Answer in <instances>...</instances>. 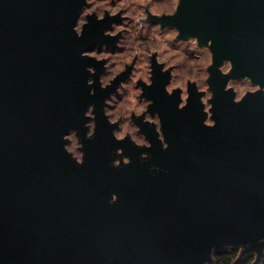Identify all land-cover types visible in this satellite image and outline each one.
Here are the masks:
<instances>
[{
  "label": "water",
  "instance_id": "95a60500",
  "mask_svg": "<svg viewBox=\"0 0 264 264\" xmlns=\"http://www.w3.org/2000/svg\"><path fill=\"white\" fill-rule=\"evenodd\" d=\"M82 6L0 0V264H203L213 246L264 247V93L234 104L224 91L244 76L264 87V0H181L174 17L157 20L201 46L211 40L214 58L216 126H203L192 85L184 119L162 115L166 151L156 133L147 134L151 149L113 139L103 101L116 85L101 90L97 76L90 95L94 61L81 58L103 30L87 25L81 39L72 31ZM225 59L230 77L217 70ZM90 104L96 132L87 140ZM72 129L82 166L63 151ZM117 148L131 164L111 167Z\"/></svg>",
  "mask_w": 264,
  "mask_h": 264
},
{
  "label": "clouds",
  "instance_id": "9594fccd",
  "mask_svg": "<svg viewBox=\"0 0 264 264\" xmlns=\"http://www.w3.org/2000/svg\"><path fill=\"white\" fill-rule=\"evenodd\" d=\"M180 2L181 0H83V6L72 28L76 38H83L90 17L94 16L98 23L106 18L113 21L110 27L104 30L103 36L115 40V50H110L107 44H103L99 48L81 52L82 59L102 64L103 72L98 77L100 89L107 90L120 76L129 73L125 80L120 81L115 92L110 93L103 101V115L112 127L111 135L117 143L129 139L137 148L151 149V142L134 122V119L142 118L144 124L154 126L162 150L169 148L159 113L153 114L149 111L154 102L147 99L144 89L138 86L140 83L146 87L153 85L155 68H159L161 74H167L169 77L164 87L169 97L179 91L180 102L177 110L187 107L190 99L189 87L194 85L200 95V104L206 117L203 126H216L212 111L214 105L210 103L214 99V93L208 83L211 76L208 69L214 64L210 50L212 41L209 40L207 46H201L196 36L181 39L178 28L151 22L152 19L174 17ZM117 17L120 22H116ZM233 67L231 60L225 59L217 70L221 75L230 77ZM86 71L90 76H96L94 67L88 66ZM96 82L92 78L86 82L90 95L96 94L95 88L92 87ZM224 91H231L232 102L239 104L248 94L264 93V87L244 76L229 78ZM84 118L88 121L84 124L87 129L85 139L91 140L96 132L94 104L88 106ZM62 144L63 151L76 165L82 166L85 159L82 150L84 145L77 130L72 129L64 134ZM115 155L121 159L113 160L111 167L119 168L122 164H131L130 157L123 155V149L117 148ZM140 159H150L149 153L141 152ZM150 171L159 172L163 169L153 166ZM117 199L118 196L113 193L109 203L114 204ZM257 244L264 245V237L258 239ZM219 257H229L230 264H264V247L257 251L250 242L238 245L229 243L224 245L223 252L220 253L213 246L203 264H219Z\"/></svg>",
  "mask_w": 264,
  "mask_h": 264
},
{
  "label": "flooded vegetation",
  "instance_id": "af4514ba",
  "mask_svg": "<svg viewBox=\"0 0 264 264\" xmlns=\"http://www.w3.org/2000/svg\"><path fill=\"white\" fill-rule=\"evenodd\" d=\"M89 20H90L89 25L91 26V28H93V30H95L96 32H99V33L101 32V30H103L102 31V33H103L104 30L109 28L110 24L113 22V21H111V20L106 18L105 21L98 23L94 16L90 17ZM116 22H120L119 21V17L116 18ZM151 22L152 23H160L156 19H152ZM96 37H99L102 40L99 41L98 43H93L92 46L90 47V50H92L93 48H99L103 44H107L109 46L110 50H115V47H114L115 40L109 39V38H107L105 36H96ZM180 38L181 39H187V38H182V37H180ZM91 66L96 69V76L95 77H97V76L99 77V75L103 72L102 64H97L94 61ZM154 67H155V65H154ZM208 71H209V69H208ZM129 72H130V69H129ZM128 74L129 73L126 72L122 76H120L119 78L121 80H125L127 78ZM95 77H91V78L95 80ZM168 79H169V77H168L167 74H161L160 71H159V68H155L154 77H153V80H154L153 85L151 87H146L142 83H140L138 86H140V87H142L144 89V96L147 99H151L154 102L150 106L149 111L152 112L153 114L159 113V115L161 117V120H162V115L166 116V117H168L170 119H175V120L179 116H181V118L184 119V117H185V109L184 110H177V105L180 102L179 101V91L175 92L173 94V96H171V97H169L166 94V92L164 91V87L168 83ZM120 81L119 82L115 81L111 85V88L116 85L115 86V89H116V87L119 85ZM191 86L192 85H190V87ZM190 87H189V90H190ZM115 89L113 91H111L110 93H114ZM174 110H176V111H174ZM177 111H180L182 114L181 115H177L176 114ZM134 122L137 125L140 126L141 131L146 136V138H147V134L152 135L153 133H156L154 126H150V125L144 124L142 122V118L141 119H134ZM122 143H123V148H125V149H126V147L127 148L131 147V144H132L129 139H126Z\"/></svg>",
  "mask_w": 264,
  "mask_h": 264
},
{
  "label": "trees",
  "instance_id": "16d2710c",
  "mask_svg": "<svg viewBox=\"0 0 264 264\" xmlns=\"http://www.w3.org/2000/svg\"><path fill=\"white\" fill-rule=\"evenodd\" d=\"M218 252L222 253L223 249L217 250ZM219 264H230V258L229 257H219Z\"/></svg>",
  "mask_w": 264,
  "mask_h": 264
},
{
  "label": "rangeland",
  "instance_id": "374dc122",
  "mask_svg": "<svg viewBox=\"0 0 264 264\" xmlns=\"http://www.w3.org/2000/svg\"><path fill=\"white\" fill-rule=\"evenodd\" d=\"M118 200V199H117ZM118 203V201H116L114 204H110V203H108V205L109 206H114V205H116Z\"/></svg>",
  "mask_w": 264,
  "mask_h": 264
}]
</instances>
